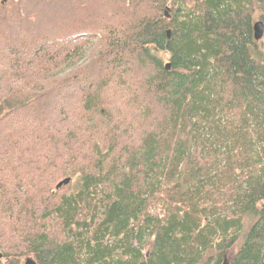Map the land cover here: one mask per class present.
Listing matches in <instances>:
<instances>
[{
  "label": "trees",
  "instance_id": "16d2710c",
  "mask_svg": "<svg viewBox=\"0 0 264 264\" xmlns=\"http://www.w3.org/2000/svg\"><path fill=\"white\" fill-rule=\"evenodd\" d=\"M127 2L0 0V264H264V0Z\"/></svg>",
  "mask_w": 264,
  "mask_h": 264
},
{
  "label": "rangeland",
  "instance_id": "374dc122",
  "mask_svg": "<svg viewBox=\"0 0 264 264\" xmlns=\"http://www.w3.org/2000/svg\"><path fill=\"white\" fill-rule=\"evenodd\" d=\"M45 8H43V12L41 13V18L43 23L45 25L43 26L45 29L50 26H63L64 23L66 22L69 23L70 21H78L82 22L84 17L87 15L86 9L89 8L90 6H93L96 4L97 10L99 11L98 18L101 20L102 18H106L108 15L110 16L111 23H118L119 21L124 20L127 16L126 13H122L124 3H128L127 0H61L63 4L66 3L67 9L63 7L62 2L58 0L57 2H50V0H42ZM46 6H48L49 10L52 8V12H50L48 9H46ZM55 10H54V9ZM70 8H75V9H70ZM71 10H75L74 14L75 16L71 17L70 13ZM45 19H47L50 23L46 24ZM256 21H263L260 19V15H256L254 23ZM54 34V32H50L49 36ZM3 35L8 36V33H3ZM9 36H14V34H9ZM264 46V37L258 41ZM130 98H132L130 96ZM130 100V99H129ZM124 108L125 106H121V108ZM120 108V107H119ZM235 251H230L229 256H228V261L230 262L233 258ZM28 258L32 257H23L21 259V264H25L26 260Z\"/></svg>",
  "mask_w": 264,
  "mask_h": 264
},
{
  "label": "water",
  "instance_id": "95a60500",
  "mask_svg": "<svg viewBox=\"0 0 264 264\" xmlns=\"http://www.w3.org/2000/svg\"><path fill=\"white\" fill-rule=\"evenodd\" d=\"M253 31H254V39L255 41H260L263 37H264V23L262 21H257L256 23H254L253 26ZM169 38H170V33H169ZM171 65L168 63L166 65V69L170 70ZM72 179L67 178L63 181H61L56 189L60 190L62 187L67 186L71 183ZM25 264H37L36 261L33 258H28L25 262Z\"/></svg>",
  "mask_w": 264,
  "mask_h": 264
},
{
  "label": "flooded vegetation",
  "instance_id": "af4514ba",
  "mask_svg": "<svg viewBox=\"0 0 264 264\" xmlns=\"http://www.w3.org/2000/svg\"><path fill=\"white\" fill-rule=\"evenodd\" d=\"M253 26H254V24H253Z\"/></svg>",
  "mask_w": 264,
  "mask_h": 264
},
{
  "label": "bare ground",
  "instance_id": "6f19581e",
  "mask_svg": "<svg viewBox=\"0 0 264 264\" xmlns=\"http://www.w3.org/2000/svg\"><path fill=\"white\" fill-rule=\"evenodd\" d=\"M149 256V255H148Z\"/></svg>",
  "mask_w": 264,
  "mask_h": 264
}]
</instances>
